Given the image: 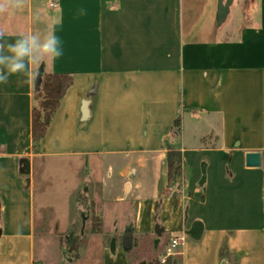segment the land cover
<instances>
[{"label": "crops", "instance_id": "crops-1", "mask_svg": "<svg viewBox=\"0 0 264 264\" xmlns=\"http://www.w3.org/2000/svg\"><path fill=\"white\" fill-rule=\"evenodd\" d=\"M242 11L233 36L217 24L216 0H25L0 14L8 42L60 39L63 55L35 78L39 68L72 78L35 145V78L0 83V264H64L71 223L51 225L48 200L56 162L76 171L73 198L87 186L101 228L91 226L67 264H132L138 237L156 226L179 238L180 264H264V0ZM168 149L184 168L173 183ZM249 151L261 153L260 167L245 165ZM191 152L208 155L200 172ZM126 233L128 252L116 237Z\"/></svg>", "mask_w": 264, "mask_h": 264}, {"label": "rangeland", "instance_id": "rangeland-1", "mask_svg": "<svg viewBox=\"0 0 264 264\" xmlns=\"http://www.w3.org/2000/svg\"><path fill=\"white\" fill-rule=\"evenodd\" d=\"M226 1V0H225ZM218 0H216L217 6ZM245 0H233L232 8L230 12H227V15L224 19L218 20L217 24L224 28H227V33L232 35L236 32L237 27L239 26L240 20L243 15V6ZM39 105V103H38ZM198 156V157H197ZM208 155L205 153L196 154L195 152H191L188 154V160L195 164L198 172L201 171V167L206 164V159ZM53 163L55 166H52L49 172L50 176V194L48 196L49 203L51 205L50 215H51V225L56 223L57 229L62 231L67 223H71L69 229L65 234L60 238L61 243V261H64V264H67L68 259L75 258L77 246L83 242L86 238L88 232L91 230V226L93 225L92 220H98L94 217V209L92 205L88 202V194L84 192L87 186H83L82 195H77L73 198L72 191H74L75 184L78 183V177L75 175V169H72L67 173L66 171L59 169L58 165ZM75 172V173H74ZM200 176L193 179L192 188L195 189ZM41 187L38 185L36 190V210H37V218L41 214V209L39 208L40 201V193ZM201 197V196H200ZM72 198V203H70ZM88 198V199H87ZM77 202V203H76ZM79 203V204H78ZM73 216V217H71ZM125 234H122L118 237L121 241L123 240ZM173 236L171 234H162L157 236L156 234L149 235L144 238H139V247L133 253L132 256V264L135 263V260L138 258H144L147 261V264H164L161 262V259L164 258L166 247L169 245ZM114 241L113 238L109 240L106 239V242ZM156 243V247L153 244ZM155 248V250H154ZM180 249H177L169 254L166 258H170V264H180ZM165 258V260H166ZM84 258L81 260V263L78 264H87ZM66 262V263H65Z\"/></svg>", "mask_w": 264, "mask_h": 264}, {"label": "clouds", "instance_id": "clouds-1", "mask_svg": "<svg viewBox=\"0 0 264 264\" xmlns=\"http://www.w3.org/2000/svg\"><path fill=\"white\" fill-rule=\"evenodd\" d=\"M24 6L25 0H0V14H13ZM5 35L0 30V83H7L15 74H24L31 83L35 67L50 64L63 55L61 41L54 31L22 34L12 42L6 41Z\"/></svg>", "mask_w": 264, "mask_h": 264}, {"label": "trees", "instance_id": "trees-1", "mask_svg": "<svg viewBox=\"0 0 264 264\" xmlns=\"http://www.w3.org/2000/svg\"><path fill=\"white\" fill-rule=\"evenodd\" d=\"M71 81V76L66 73H46L42 75L39 89L35 93L37 104L31 112V137L34 145L45 135L48 123ZM179 124L180 117H177L173 121V126L178 127ZM22 164V169L28 170V164L24 162ZM165 165L168 183H173L178 176H182L184 173L182 156L179 150H167ZM92 221V231L101 232L99 221ZM159 229L161 228L159 227ZM161 233L162 230L160 233L156 232V235L160 236ZM121 243L124 250L128 252L132 248L134 241L132 237H128L127 245H123V240ZM138 264H147V262L141 261ZM164 264H170V258H166Z\"/></svg>", "mask_w": 264, "mask_h": 264}, {"label": "water", "instance_id": "water-1", "mask_svg": "<svg viewBox=\"0 0 264 264\" xmlns=\"http://www.w3.org/2000/svg\"><path fill=\"white\" fill-rule=\"evenodd\" d=\"M233 0H218L217 3V17L218 20H222L226 17L227 12L229 11V7L232 4ZM42 73L43 70L42 68H39L36 78H35V83H34V87L35 90L39 89V85L41 82V78H42ZM245 165L247 167H260L261 166V153L259 151H249L246 152L245 154ZM203 175L202 178L200 180V184L203 183L204 178H205V173H204V169H203ZM202 230V225L199 222H195L192 225V229H191V234L194 236L196 232H199ZM155 232L160 233L161 229L158 228V226H156L155 228ZM128 234L126 233L123 237V245H127L128 242Z\"/></svg>", "mask_w": 264, "mask_h": 264}, {"label": "built area", "instance_id": "built-area-1", "mask_svg": "<svg viewBox=\"0 0 264 264\" xmlns=\"http://www.w3.org/2000/svg\"><path fill=\"white\" fill-rule=\"evenodd\" d=\"M51 7H55V2L50 3ZM180 245V240L178 237H173L169 243V245L166 247L164 258L161 259V262L165 261V258L169 256L170 253L176 250V248Z\"/></svg>", "mask_w": 264, "mask_h": 264}]
</instances>
